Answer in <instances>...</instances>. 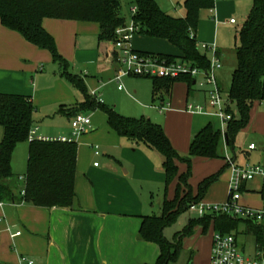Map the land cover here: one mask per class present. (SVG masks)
Here are the masks:
<instances>
[{
  "label": "trees",
  "instance_id": "trees-1",
  "mask_svg": "<svg viewBox=\"0 0 264 264\" xmlns=\"http://www.w3.org/2000/svg\"><path fill=\"white\" fill-rule=\"evenodd\" d=\"M214 2L182 0L185 14L174 16L163 11L156 0H133L136 13L131 18L138 26L137 34L165 39L175 46L180 54L174 56L138 52L166 62L180 59L207 70L210 61L198 50L195 31L201 10L211 9ZM121 10L120 0H0V22L38 48L47 50L58 63L61 76L83 93L84 100L81 103L69 109L60 106L59 113L74 116L78 112L100 108L105 112L110 128L119 136L127 137L137 144H144L157 152L165 175V191L171 182L177 180L175 196L168 199L166 193L163 194L161 214L144 215L141 218L138 238L153 242L159 248L154 264L177 262L183 248L182 241L193 232L195 226L206 230L212 225L213 232L233 233L244 224L246 233L254 237L256 246L264 247V220L256 222L217 212L190 218L183 230L174 235L172 241L163 236L164 228L188 210L191 203L203 199L208 187L217 180L220 172L204 178L199 183L198 194L192 195L189 184L192 160L198 157H216L221 132L211 123L206 124L191 139L186 156L181 157L161 125L145 116L121 115L112 106L96 100L87 91L84 80L67 70V62L59 54L54 38L42 26L44 18L95 22L100 28L98 35L100 40L114 39L116 28L127 21ZM237 38L236 66L231 76L225 108L230 114V119L226 121L225 144L231 148L236 135L248 123L253 103L264 101V0H252L251 9L237 32ZM151 80L154 101L157 99L163 101V96L170 94L176 81L186 82L188 93L196 83L195 78L190 75L177 78L152 77ZM230 103H235L238 118L230 110ZM34 110L29 97L0 93V127L3 130L0 141V201H18L47 208H70L75 199L77 144L75 141H28L29 131L33 127ZM22 142H28L27 168L21 194L16 195L14 193L16 176L12 171L11 159L13 150ZM178 160L187 164V172L178 173ZM260 196L264 202V184ZM187 264H191V258L187 260Z\"/></svg>",
  "mask_w": 264,
  "mask_h": 264
},
{
  "label": "rangeland",
  "instance_id": "rangeland-1",
  "mask_svg": "<svg viewBox=\"0 0 264 264\" xmlns=\"http://www.w3.org/2000/svg\"><path fill=\"white\" fill-rule=\"evenodd\" d=\"M159 7L166 13L174 16H183L185 14L182 0H156ZM121 9L124 11L126 18H130V7L133 6V0H120ZM252 6V0H215L214 6L211 9H203L199 15L198 26L195 31L196 46L201 54L211 62L214 57V52L211 49L205 48L203 45L215 43L217 45L219 54L218 58L222 64L221 68L215 71L219 86L222 91V98L227 99L228 91L230 88L231 76L236 66L235 46L237 43V32L246 20ZM235 20L234 24L229 23V19ZM87 23V22H86ZM88 26H97L96 23L88 22ZM108 41L113 42V39ZM167 44V45H166ZM131 46L135 51L136 49H147L145 52L160 54L159 52L173 51L177 54L179 51L175 46L165 39H158L149 37L147 35H134L131 40ZM164 46H167V48ZM58 50V48H57ZM116 56H121L118 50ZM59 54L67 62V70L71 73L80 75L79 62H72L59 50ZM162 53V54H164ZM48 59L41 61L43 73L47 79L41 85H38L42 90L38 93V100L34 101L33 105L36 109L33 114V128H39V134L43 136H66L76 141L78 153L81 154V161L84 164L90 163L93 166L94 162L100 165V168L107 167L106 164L109 160L118 169L119 174H123V168L130 169L129 179L135 186L139 195L144 197L146 214L160 215L163 194L166 193L168 199L175 196L177 180L175 179L165 191V180L161 174V169L156 167L152 170L146 165H139L140 159H136L132 154V148L129 150L123 146L120 148H109L106 146V135L108 132L116 134L107 123L106 115L100 108H94L82 111V114L89 116L90 128L79 135L74 136L71 130L72 115H65L58 112L60 106L66 105L69 107L76 106L84 100L83 93L70 83L65 77L61 76L59 65L55 62L51 54L44 51ZM169 54L178 56L180 53ZM149 55V54H146ZM115 71L113 80L98 81L100 88L97 90L89 89L85 82L87 91L91 93L96 100L108 105H115L119 112L124 116L140 117L146 115L154 123L165 127L168 133L175 134L177 131L178 118L174 117L178 114L179 109H185L186 101L199 103L206 101L207 90L212 88V85L206 82V79L200 71L195 77L196 83L192 85L190 92L187 91V84L184 81H176L172 86L171 97L152 100L151 98V77L136 76L132 74L124 75L120 84L122 90H118L119 85L116 80L117 64H115ZM81 69V70H77ZM203 70V69H201ZM169 103H172L174 111L173 117L166 119L165 114ZM230 110L233 115L238 118L239 113L235 103H230ZM80 113V112H78ZM77 113V114H78ZM195 123L201 127L211 123L216 130L221 132V136L217 145V156L213 158H195L191 164V176L189 184L192 188V195L198 194L199 183L206 177L219 173L217 180L212 183L203 199L200 202L204 204L223 203L228 194V184L231 174V165H228L227 157H235V163L243 165L259 164L264 166V101L254 102L249 111V120L244 129H242L235 137L233 147H227L225 144L224 134L226 131V121H221L214 115L192 116ZM180 119V118H179ZM166 123V125L164 124ZM164 129V128H163ZM2 127H0V141L2 139ZM110 142V141H109ZM250 143L255 145L254 150H248ZM177 152L181 157L186 156L188 151V144L185 147L183 141L177 142ZM96 147L99 154L95 155L91 149ZM108 148V156L103 154L102 151ZM182 149V150H181ZM154 151V150H153ZM248 152V154H246ZM155 156L157 152L154 151ZM27 155H28V142H22L15 147L12 153V170L16 174L14 183L21 184L23 180L18 179L23 177L27 168ZM114 155L115 160L110 156ZM159 156V155H158ZM111 158V159H110ZM156 160V157H154ZM143 161V160H142ZM156 166V161H154ZM138 165V168L133 169V165ZM145 164V163H143ZM178 173L187 172L188 166L182 161H177ZM128 177V175H127ZM245 187L248 191H242L241 201L247 206L260 209L263 205V200L260 197V190L262 184L256 178L253 181L247 182ZM203 216V215H202ZM197 212H192L189 209L183 212L175 222L167 226L163 230V236L172 241L177 232H181L190 218L202 217ZM245 225L241 224L238 230L234 231L236 235L238 246L242 253L252 256L256 250V242L251 234L246 233ZM213 226L210 225L206 230L199 226H195L193 232L186 236L182 243L183 248L180 252L179 259L171 264H186L187 260L191 258V264H208L210 258L211 239L213 235ZM155 246V243L151 242ZM27 258V257H26Z\"/></svg>",
  "mask_w": 264,
  "mask_h": 264
},
{
  "label": "crops",
  "instance_id": "crops-1",
  "mask_svg": "<svg viewBox=\"0 0 264 264\" xmlns=\"http://www.w3.org/2000/svg\"><path fill=\"white\" fill-rule=\"evenodd\" d=\"M121 13L128 20L123 10ZM86 22L44 18L42 26L52 35L63 55L73 63H80L79 68L82 70H77H81L80 75L86 76L85 82L89 89L97 90L100 88L98 81L113 80L116 51L111 41L99 39L100 28L97 23V26H88ZM136 50L145 52L147 49ZM44 51L47 50L38 48L0 22V93L24 95L30 98L32 104L36 102L38 93L42 90L38 85L42 86L47 79L46 75L41 73L43 71L41 61L48 59ZM165 52L162 53L176 54L173 51ZM171 93L172 88L170 94L164 95L163 99H169ZM151 98L153 100L152 87ZM195 101L196 104L205 103V100L204 103H199L197 99ZM63 106L66 109L73 107ZM171 106L172 103H169L165 112L166 119L173 117V113L176 112ZM112 107L120 113L115 105ZM35 111L36 109L34 113ZM177 112L179 113L174 117L178 118L179 126L175 134L168 133L165 127L163 130L172 146L180 150L177 142L183 141L185 147L187 144L189 147L193 136L203 128L199 129L192 116L209 115L193 114L185 109H179ZM121 113L124 112L121 110ZM37 129L39 134V128ZM106 139L108 140L106 146L109 148L124 146L129 152L132 148L133 156L141 160L139 165H146L155 170L160 164L159 168L165 180L161 158L155 156L152 149L110 131ZM91 149L94 153L95 147L91 146ZM254 149L248 148L250 151ZM102 153L108 156V148ZM81 154L77 149L75 199L70 208H47L18 201H0V264H19L21 256L27 257L33 264L155 263L159 254L158 246L138 238L141 218L148 214L144 197L139 195L129 179L130 169L123 168L121 175L110 160L105 168L94 164L91 166L90 163L84 164L81 161ZM110 157L115 160L114 155ZM232 159L235 161V158ZM132 168L136 169L138 165L134 164ZM258 180L262 184L261 180ZM22 183L23 181L21 184L16 183L14 189L16 195L21 194ZM246 183L243 185L244 191H248ZM242 204L246 205L243 202ZM17 231L20 234L14 235Z\"/></svg>",
  "mask_w": 264,
  "mask_h": 264
},
{
  "label": "built area",
  "instance_id": "built-area-1",
  "mask_svg": "<svg viewBox=\"0 0 264 264\" xmlns=\"http://www.w3.org/2000/svg\"><path fill=\"white\" fill-rule=\"evenodd\" d=\"M135 13L136 6L133 5L130 7V18L124 25L116 28L115 38L112 42L114 50H118L121 54L119 58H117L116 54L114 56V63L117 64L116 80L119 83L118 89H122L120 80L127 74L151 78H177L182 75H190L195 78L197 74L202 71L206 82L212 85V88L209 91L207 90L206 101L204 104L187 102L185 110L193 114L215 115L223 122L228 121L230 119V114L225 111L227 99H223L221 96L222 91L215 74V71L222 66L220 59L218 58L219 52L217 45L215 43L203 45L205 48L211 49L214 52L213 60L210 62V67L207 70H201L200 68L192 66L188 62L180 59L166 62L165 60H159L152 55L140 54L131 46L132 38L138 33V26L131 18ZM229 22L234 24L235 20L231 18L229 19ZM70 125L73 135H79L90 128V118L87 115L78 113L73 116ZM37 130V127H32L30 129L28 141H74L66 136H43L38 134ZM248 148L254 149L255 145L251 143ZM94 153L95 155L99 154L97 146L95 147ZM227 160L231 165V176L228 184L229 187L226 200L223 203L216 204H204L197 201L191 203L188 209L192 212H197L201 216L217 212L250 219L256 222L264 220V207L256 209L246 206L241 202L244 183L257 178L261 180L262 184H264V166L249 163L240 165L235 163L232 157H227ZM94 166H97L96 162H94ZM20 179L24 181V177H21ZM19 234V231L14 233V235ZM18 262L19 264H33L31 260H28L24 256H21ZM209 264H264V247L260 248L256 246L254 255H245L240 250L237 239L233 233L213 232Z\"/></svg>",
  "mask_w": 264,
  "mask_h": 264
},
{
  "label": "water",
  "instance_id": "water-1",
  "mask_svg": "<svg viewBox=\"0 0 264 264\" xmlns=\"http://www.w3.org/2000/svg\"><path fill=\"white\" fill-rule=\"evenodd\" d=\"M195 83V82H194ZM226 138V137H225Z\"/></svg>",
  "mask_w": 264,
  "mask_h": 264
}]
</instances>
